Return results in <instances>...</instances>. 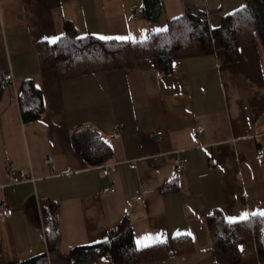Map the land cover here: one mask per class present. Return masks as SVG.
I'll use <instances>...</instances> for the list:
<instances>
[{"label":"crops","instance_id":"0c3cea01","mask_svg":"<svg viewBox=\"0 0 264 264\" xmlns=\"http://www.w3.org/2000/svg\"><path fill=\"white\" fill-rule=\"evenodd\" d=\"M160 3L152 20L144 0H0V204L13 209L7 217L0 213V264L45 252L49 264H112L107 256L75 263L69 253L106 239L126 217L138 248L166 243L170 249L182 236L193 243L192 252L170 250L141 264H231L213 252L207 216L264 211V44L258 34L235 63L215 41L214 54L178 59L170 74L149 58L64 79L42 70L38 44H53L67 21L79 37L142 41L187 11L206 12L217 27L245 0ZM25 80L41 90L44 104L42 117L30 122L23 121L18 100ZM85 127L112 146L107 163L90 166L74 151L72 133ZM195 127L203 130L196 134ZM182 157L187 165L178 171ZM9 162L20 181L15 187ZM23 175L34 180L23 182ZM141 188L146 192L139 200ZM51 204L60 234L54 251L45 233L44 207ZM240 252L241 264H264L255 241L241 244Z\"/></svg>","mask_w":264,"mask_h":264},{"label":"trees","instance_id":"16d2710c","mask_svg":"<svg viewBox=\"0 0 264 264\" xmlns=\"http://www.w3.org/2000/svg\"><path fill=\"white\" fill-rule=\"evenodd\" d=\"M161 8L160 0H144L149 19H156ZM258 34L264 44V0H245V5L223 16L221 24L212 27L204 11H187L170 20L166 29L153 32L142 41L101 39L93 35L79 37L70 22L59 39L53 43L38 44L40 65L43 71H54L60 79L115 70L134 59H153L159 72L170 74L174 61L214 54L215 41L224 48L227 61L240 59V48L252 44ZM5 77L0 65V100L4 93ZM19 106L24 122L42 117L44 104L41 90L32 80H25L19 95ZM74 151L90 166L107 163L112 158V146L95 129L75 130L71 136ZM45 233L48 251L58 248L60 234L55 205L44 207ZM207 226L215 254L226 256L231 264H241L240 245L255 241L260 261H264V217L250 216L244 221H230L216 210L207 216ZM173 255L194 251L190 237L172 239L170 249L166 243L145 248L135 244L130 220L126 217L106 239L73 248L69 256L75 263H86L104 256L112 264H141ZM20 264H49L48 253L31 257Z\"/></svg>","mask_w":264,"mask_h":264},{"label":"built area","instance_id":"2783aa9c","mask_svg":"<svg viewBox=\"0 0 264 264\" xmlns=\"http://www.w3.org/2000/svg\"><path fill=\"white\" fill-rule=\"evenodd\" d=\"M203 128L202 127H195L194 128V132L197 134L199 133L200 131H202ZM151 135L153 137H156L158 138V134L153 131L151 133ZM115 136L116 137H119L120 136V127H116V131H115ZM259 158H264V148H260L259 149ZM47 162L50 164L52 162V158L50 156H47ZM187 165V160L185 158H179L177 160V164H176V169L178 171L180 170H183ZM16 172H17V169H16V166L14 163L12 162H9L7 164V177H8V180H9V185L12 186V187H15L20 181H18L16 179ZM34 179L30 176V175H23V179L22 181L23 182H26V181H33ZM103 191L104 192H114L115 191V188L114 187H105L103 188ZM146 192V189L145 188H141L140 189V192H139V195H138V199L141 200L143 198V195L145 194ZM0 213L3 215V216H10L12 213H13V209L8 207L6 204L2 203L0 204Z\"/></svg>","mask_w":264,"mask_h":264},{"label":"snow or ice","instance_id":"6c2138e0","mask_svg":"<svg viewBox=\"0 0 264 264\" xmlns=\"http://www.w3.org/2000/svg\"><path fill=\"white\" fill-rule=\"evenodd\" d=\"M100 38L101 39H113V37H100ZM129 38L130 37H115V39H118V40H127ZM57 39H59V38H53L50 42L55 43ZM251 215L252 216L259 215V216L264 217V211L253 212V213H251ZM248 218H249V213L243 212V213H241V215L238 218L237 217H229V220L232 222H235L237 219L244 221V220H247Z\"/></svg>","mask_w":264,"mask_h":264}]
</instances>
